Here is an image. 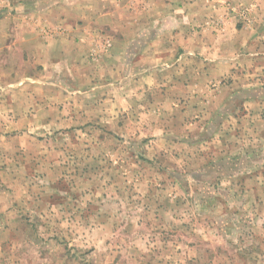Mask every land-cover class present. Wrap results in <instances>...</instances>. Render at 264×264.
<instances>
[{"label":"rangeland","instance_id":"1","mask_svg":"<svg viewBox=\"0 0 264 264\" xmlns=\"http://www.w3.org/2000/svg\"><path fill=\"white\" fill-rule=\"evenodd\" d=\"M0 66V264H264V0H8Z\"/></svg>","mask_w":264,"mask_h":264},{"label":"crops","instance_id":"2","mask_svg":"<svg viewBox=\"0 0 264 264\" xmlns=\"http://www.w3.org/2000/svg\"><path fill=\"white\" fill-rule=\"evenodd\" d=\"M79 30H76L75 32H78ZM158 33V32H157ZM9 35V34H8ZM27 36V35H26ZM23 37V36H22ZM71 36H69V39L74 42V39L75 38H70ZM47 41H46V44H43L44 40L40 37L37 38V42H39L38 44H41V47H46V50L50 51V55H51V60L54 64V58H60L61 57V52H60V49H61V39H55V38H46ZM24 40H26V43L21 42V45L25 47V49H28L29 47L27 45H29L30 41H29V38L28 37H25ZM69 42V45L72 44V48L71 50L74 51L75 53V58L79 59L78 57V54L79 52L82 50V47H84L85 44H88V41L86 40V38L84 40H81V42H77V43H72V42ZM42 42V43H41ZM157 41H154V43H156ZM57 46V48H55ZM65 46V45H64ZM136 44H133L132 46H128V38L125 37L123 39H119L117 40V42L115 43V49L116 50H119V51H124V50H137L136 48ZM163 47L164 46H159V47H156L154 48L153 50V53H149V55L145 58V59H141L139 60V58H133V59H128V60H123V64L124 66H127V67H133V68H137L139 66H141L142 64L144 65H156L158 64L160 61H165L163 60V57L161 54H157L156 52L159 51V50H163ZM165 49V47H164ZM49 60V61H51ZM9 61V60H8ZM7 63V62H6ZM12 63V62H11ZM8 64L10 65V62H8ZM7 64H4V66H6ZM0 73H2V77L4 76V73L2 71V66H0ZM0 77V78H2ZM20 91H24V92H28V86L27 85H24L22 84V86L19 88ZM128 91L127 89L124 90L123 94H127ZM28 94V93H27Z\"/></svg>","mask_w":264,"mask_h":264},{"label":"built area","instance_id":"3","mask_svg":"<svg viewBox=\"0 0 264 264\" xmlns=\"http://www.w3.org/2000/svg\"><path fill=\"white\" fill-rule=\"evenodd\" d=\"M8 0H0V9H1V7L3 6V4L5 3V2H7Z\"/></svg>","mask_w":264,"mask_h":264}]
</instances>
